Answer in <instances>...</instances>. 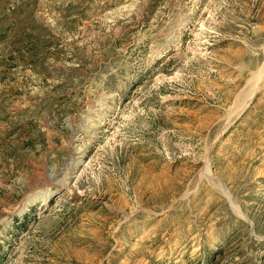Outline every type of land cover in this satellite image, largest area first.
<instances>
[{"label": "rangeland", "instance_id": "rangeland-1", "mask_svg": "<svg viewBox=\"0 0 264 264\" xmlns=\"http://www.w3.org/2000/svg\"><path fill=\"white\" fill-rule=\"evenodd\" d=\"M0 264H264V0H0Z\"/></svg>", "mask_w": 264, "mask_h": 264}, {"label": "bare ground", "instance_id": "bare-ground-1", "mask_svg": "<svg viewBox=\"0 0 264 264\" xmlns=\"http://www.w3.org/2000/svg\"><path fill=\"white\" fill-rule=\"evenodd\" d=\"M56 174V173H55ZM62 180V179H61ZM66 180H68V179H66Z\"/></svg>", "mask_w": 264, "mask_h": 264}]
</instances>
